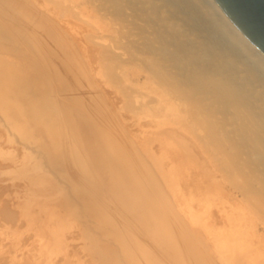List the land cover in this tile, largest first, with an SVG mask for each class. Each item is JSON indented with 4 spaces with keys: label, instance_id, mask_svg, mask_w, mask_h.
<instances>
[{
    "label": "bare ground",
    "instance_id": "6f19581e",
    "mask_svg": "<svg viewBox=\"0 0 264 264\" xmlns=\"http://www.w3.org/2000/svg\"><path fill=\"white\" fill-rule=\"evenodd\" d=\"M68 1L74 4L82 1L79 3V10L71 9L74 13L71 17L76 18L83 26L89 25L96 36L115 32V28L111 26L112 22L106 19L96 21L100 10L106 14L112 10L124 13L123 33H126L135 44H144L141 56H145L150 69L148 77L146 76L148 83L141 87L150 86L148 95L154 102L153 106L151 105L152 110L156 108L157 112L165 116L157 114L160 117L157 126L165 124L164 120H178L179 127H184L186 133H191L194 130L193 122H197V144L202 153L209 156L211 161L215 159L217 166L223 170L221 165L224 164L225 171L232 176L237 186L244 190L245 200L254 207L262 205L263 210L260 208L259 210L264 213V55L234 28L213 0H86L87 3L85 0ZM2 3L0 132L9 145L8 151L15 155L19 153L22 160L27 163L23 174L30 185L41 184L40 188L36 186L33 189L37 190L34 196L46 194L50 206L65 204L70 213L80 215L86 220L87 230L90 232L96 233L104 225L112 228L109 241L120 255L125 257L123 262L127 264L126 259L135 261L137 255L132 234H129L127 225L117 223L112 217L107 202L117 203L123 199L125 191L129 194L139 191L144 194L141 198L144 206L150 208L156 206L160 212L161 198L153 194L152 198L149 196L150 191L159 188V182L154 175L156 168H152L150 162L145 164L144 155L138 148H132L130 142L132 149L126 144L119 143L112 131L103 126L104 122L101 124L94 118L93 110L86 107L79 97H70L66 94L68 74L65 72L72 67V65L69 67L68 61L72 62L75 57L70 54L69 59L65 56L66 60H63V55L69 52L65 53L62 48L65 51L64 54L60 53L63 58H56L55 52L58 53L60 47L54 52L53 59H57L54 61L57 63L59 60L60 64H57L60 67L64 62L62 65L67 70L62 75L63 67L59 68V65L58 68L55 67L50 58L52 54L48 55L52 51L47 50L48 48L46 52L43 50L46 44L41 41L44 38L41 39L42 36L39 35L45 32L37 30L36 16L28 17L32 15L31 9L28 10L31 11V15L27 16L28 13L25 14L21 9L23 4L17 5L18 0L17 3L14 0H2ZM138 11L143 13L141 17H137ZM38 21L40 23L41 20ZM44 23L45 21L42 23L43 26ZM79 23L72 24L70 20L64 22L65 28L73 34L70 39L72 41L80 34H87H83V27ZM13 25L17 27L16 30L11 28ZM59 27L57 25L56 28L60 29ZM22 28L29 31L26 29V34H23ZM37 31L40 34H37L39 33ZM58 31L55 32L56 35ZM56 35L55 37L52 35V38L57 40ZM59 38L62 39L61 36ZM96 38L98 41H95L96 44L105 47L113 57L121 55L118 48H112L109 43L104 44L105 41L102 43L99 37ZM47 39L45 42L49 40ZM55 39L50 41L51 44L58 42L59 45L60 41L55 42ZM22 42L32 46L35 54L32 56L33 59L30 48L21 50ZM69 45L68 42L67 46ZM77 46L79 45L72 44L70 47L72 50L68 51L73 52ZM52 50L54 51V48ZM88 50L83 48L87 55L89 53L97 60L98 52L93 55L94 50ZM112 56L109 58L104 56L111 63H107L106 60L107 70H111L110 74L116 69L113 59L110 58ZM44 58L47 60L50 58L49 62ZM75 68L77 67L74 66V70ZM116 72L118 73V70ZM124 77L125 82L139 75H136L135 70L131 72L126 70ZM126 82L127 84L121 83L125 84L123 88L125 91L135 89L133 85H128V80ZM128 93L125 92V95ZM142 96H145L144 101L149 98L146 95ZM141 97L138 101L142 105ZM188 101L192 104L191 111L194 113L197 111V117L191 121ZM95 110L98 112L100 108ZM156 113L153 114L156 116ZM210 140L217 145V148L210 146L213 148L212 152L209 148ZM109 162L116 168V174L112 172ZM106 197L110 201L106 200ZM134 218L137 220V216ZM136 224L138 223H135V226ZM111 256L114 257V254ZM170 258L176 259L173 254Z\"/></svg>",
    "mask_w": 264,
    "mask_h": 264
},
{
    "label": "rangeland",
    "instance_id": "374dc122",
    "mask_svg": "<svg viewBox=\"0 0 264 264\" xmlns=\"http://www.w3.org/2000/svg\"><path fill=\"white\" fill-rule=\"evenodd\" d=\"M14 1L17 3V0ZM50 1L18 0L17 5L23 4L21 9L25 14L28 13L27 16L31 15L32 11V15L28 17H37V30H43L45 36L48 34L43 37L44 35L37 31L39 33H36L40 34L39 37L42 36L41 39L44 38V40L38 36L36 38L46 44V46L44 45L46 48L40 46L45 48L44 52L52 51L51 53L48 51V55L52 54L50 58H52L51 61L55 67L58 68L60 64L59 60L57 62L59 64L55 62L56 58H63L60 53L69 52L68 56L63 55V60L69 59L72 55L73 58L75 57L72 62L68 61L69 67L72 65L68 72H65L67 70L62 65L64 62H61L63 68L59 65V68L64 70L60 69L63 72L61 74H68L66 75L68 79L66 80L68 90L66 94H69L70 97H79L86 107L93 110L94 118L99 123L104 122L103 126L112 131L119 143L126 144L128 148L131 143L132 148H138V151L144 155V163L150 162L152 168H156L154 175L159 182V188L158 190L154 188L156 192L150 191L149 196L151 197L153 194V196L161 198L162 209L160 212L156 206L153 208L144 206L141 201L144 194L139 191H134L132 194H129L128 191L123 192V199L113 203L118 206L111 203L108 195L105 198L110 201V203L107 202V206L112 217L117 220V223L127 225L130 230L129 234H132L137 259L135 261L126 259L127 264H264V213L259 210V208H263L262 205L254 207L246 201L243 197L244 190H241L232 176L225 171V165H221L224 170L219 168L215 159L211 161L209 156L202 153L197 144V122H193L194 130H191L194 132L191 133H186L184 127L180 128L178 120H164L165 124L157 126L160 118L157 114L164 115L157 112L156 108L155 111L152 110L154 102L148 95L150 86L141 87L148 83L147 74L150 69L145 56H141L144 44H135L126 36V33H123L124 13L120 10L114 12L112 10L106 14L100 10L96 21L100 22L106 19L108 22H112L111 26L115 28V32L109 33L110 36L107 33L96 36L89 25L84 24L83 26L76 18L71 17V14L74 15L72 10H79V3L82 1L77 4L70 3L68 0H63L64 2L61 0L63 3ZM53 1L57 3H55L57 7ZM0 2L3 5L2 0ZM84 2L87 3L86 0ZM30 9L31 11H28ZM5 10L7 11V7ZM142 15L143 13L138 11L137 17ZM42 18H45L44 25L48 28L43 26ZM38 19L41 20V24ZM69 20L72 24L79 23L83 27V34H87L76 36L75 41L70 40L73 34L64 26V22ZM35 21L36 19H34ZM46 22L48 25L50 24V28ZM57 25L60 26V29L56 28ZM11 28L17 29L14 25ZM26 29L22 28L23 34H26ZM46 29L47 31L52 29L49 31L50 33L54 31L53 34L51 33L54 37L57 30L61 31V33L57 32V40L52 38L53 36ZM59 35L62 39L59 38ZM96 37H99L102 43L105 41L104 44L109 43L112 48H118L121 55L113 57L105 50V47L96 44ZM46 38L49 39L47 42H45ZM53 39L55 42L59 40L61 43L59 42V45H57L58 42L51 44L50 41ZM68 42L69 47L67 46ZM48 44L54 46V51ZM61 44L67 50L64 46H60ZM72 44L79 45L73 49V52L76 50L74 53L68 51ZM22 45L26 46H24L25 48L22 46L21 50H27L26 47H28L30 52H33L32 46L23 44V42ZM59 47L65 51L59 50ZM83 48L89 49L88 51L94 50L93 55L97 51V60L93 55V58L89 53L87 55ZM57 50L60 55L55 52ZM54 54L57 55L54 58L55 61ZM30 55L31 59L34 58L32 56H35L34 52ZM108 55L112 56L110 58L113 59L112 62L114 61V68H116L112 72L113 74H110L111 70H107L106 60L109 63V59L104 56L109 58ZM50 58L44 59L49 62ZM74 66L77 67L75 70ZM126 70H130V72L135 70L136 75H139L137 78L127 79L128 85H133L132 87L135 88L130 91L123 89L127 84V80L124 82V71ZM80 79H83V82ZM124 91L130 94L128 93L126 96ZM141 95H146L149 98L144 101L145 96L141 97ZM139 97H141L142 105L139 102ZM102 102L103 106L107 104L105 108L102 106ZM188 102L191 121L197 117V111L196 113L191 111L193 110L192 104L190 101ZM132 103H134V108ZM147 105L150 106L147 107ZM97 108H100L98 112L95 110ZM136 109H140V111ZM154 112H157L156 116L153 114ZM107 114L113 118L110 117V119ZM109 119L115 121L112 120L110 124ZM156 119L157 121H155ZM110 125L114 128H111ZM209 143L210 149L212 148L210 146L217 148L212 140ZM8 150L9 145L0 132V264H126L123 262L125 257L120 255L113 243L109 241L112 228L104 225L96 233L90 232L87 230L86 220L80 215L70 213L65 204L50 206L46 194L34 196V192L36 194L37 190L33 189L36 186L40 188L41 184L30 185L23 174L24 166L27 163L22 160L19 153L15 155L11 152L10 154ZM108 165L116 174V168L112 166V163L109 162ZM134 216H137V220ZM135 223L138 224L135 226ZM112 253L114 257L111 256ZM171 254L176 257L175 260H171Z\"/></svg>",
    "mask_w": 264,
    "mask_h": 264
},
{
    "label": "water",
    "instance_id": "95a60500",
    "mask_svg": "<svg viewBox=\"0 0 264 264\" xmlns=\"http://www.w3.org/2000/svg\"><path fill=\"white\" fill-rule=\"evenodd\" d=\"M234 28L264 55V0H213Z\"/></svg>",
    "mask_w": 264,
    "mask_h": 264
}]
</instances>
